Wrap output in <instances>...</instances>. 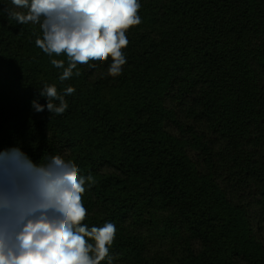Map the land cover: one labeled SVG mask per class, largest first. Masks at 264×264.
Segmentation results:
<instances>
[{
  "label": "trees",
  "instance_id": "trees-1",
  "mask_svg": "<svg viewBox=\"0 0 264 264\" xmlns=\"http://www.w3.org/2000/svg\"><path fill=\"white\" fill-rule=\"evenodd\" d=\"M139 2L122 74L109 58L61 81L66 54L0 0V153L73 161L83 223L116 226L111 264H264V0ZM46 85L63 114L34 110ZM156 243L180 255L159 263Z\"/></svg>",
  "mask_w": 264,
  "mask_h": 264
},
{
  "label": "clouds",
  "instance_id": "clouds-1",
  "mask_svg": "<svg viewBox=\"0 0 264 264\" xmlns=\"http://www.w3.org/2000/svg\"><path fill=\"white\" fill-rule=\"evenodd\" d=\"M11 4V19L40 26L37 47L50 57L66 54L67 67L64 60H51L63 69L61 81L71 78L78 64L109 58L108 74L120 76L127 63L126 33L142 23L139 0H11ZM74 92L73 87L65 89V95ZM40 95L48 103L34 100L36 112L46 107L60 115L68 108L54 85H46ZM84 185L78 166L60 154L38 166L19 148L0 153V264H101L106 259L111 264L116 226L108 222L89 229L83 223L88 215Z\"/></svg>",
  "mask_w": 264,
  "mask_h": 264
},
{
  "label": "rangeland",
  "instance_id": "rangeland-1",
  "mask_svg": "<svg viewBox=\"0 0 264 264\" xmlns=\"http://www.w3.org/2000/svg\"><path fill=\"white\" fill-rule=\"evenodd\" d=\"M153 252H157L159 263H164L168 260L173 261L176 256H179L180 252H178L173 245L168 244V243H161L160 245L158 243L153 244L151 247ZM171 255V256H170Z\"/></svg>",
  "mask_w": 264,
  "mask_h": 264
}]
</instances>
